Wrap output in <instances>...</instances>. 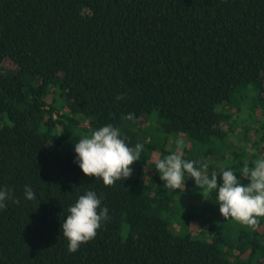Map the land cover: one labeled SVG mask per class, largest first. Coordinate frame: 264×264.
I'll list each match as a JSON object with an SVG mask.
<instances>
[{
  "label": "trees",
  "instance_id": "1",
  "mask_svg": "<svg viewBox=\"0 0 264 264\" xmlns=\"http://www.w3.org/2000/svg\"><path fill=\"white\" fill-rule=\"evenodd\" d=\"M108 123L144 145L112 185L73 147ZM178 138L189 160L264 158V0H0V264H264L261 217L230 229L192 178L163 187L150 156ZM87 189L109 218L69 252L61 225Z\"/></svg>",
  "mask_w": 264,
  "mask_h": 264
},
{
  "label": "clouds",
  "instance_id": "2",
  "mask_svg": "<svg viewBox=\"0 0 264 264\" xmlns=\"http://www.w3.org/2000/svg\"><path fill=\"white\" fill-rule=\"evenodd\" d=\"M131 119L132 115L129 114ZM176 148L168 155L156 160L163 187L173 191L185 187L187 178H192L202 194L207 197L215 193V202L223 217L254 226L257 217L264 216V158L257 159L249 167L245 162L236 175V169L223 162L216 171L209 172V164L200 160L183 157V139L175 141ZM144 145L130 146L121 129L111 123L100 126L89 135H79L74 144L75 159L85 175L102 179L104 185H112L121 178H128L133 169L130 167L142 157ZM218 177L220 182L218 183ZM247 178L248 183H242ZM24 198L36 199L31 185L24 186ZM206 197V196H205ZM13 199L12 190L0 187V210L6 201ZM102 195L87 189L79 194L74 203L68 206L61 231L67 240V250L75 252L82 243L93 239L103 221L109 218L108 208L102 206Z\"/></svg>",
  "mask_w": 264,
  "mask_h": 264
},
{
  "label": "rangeland",
  "instance_id": "3",
  "mask_svg": "<svg viewBox=\"0 0 264 264\" xmlns=\"http://www.w3.org/2000/svg\"><path fill=\"white\" fill-rule=\"evenodd\" d=\"M1 66L3 68H5V69H11V70L14 69L13 64L10 61H8V60L7 61H4L1 64ZM58 103L59 104L61 103V100L60 99L58 100ZM88 123L89 122L86 123V126L89 127L90 125ZM80 135H87V133L86 134L85 133H82ZM234 138H235V141H233V142H235V143H233L234 151L239 152L241 150V147H243V144L240 143L239 140L236 137H234ZM74 144H73V147H74ZM245 151L246 152L242 154L243 156L241 157V159L240 158L239 159L229 158V156H227L226 152H223L221 155H218L217 156L219 159H216V160L215 159H212V160H210V158H209L208 159V163H209L210 166H212V165L215 166L216 164L218 165L221 162H223V163H225V164H227L229 166H233L236 169V171H237L236 172V175L239 176V174H240L239 171L241 170V167L243 166L244 161H246L248 159H251L250 151H248L247 149H245ZM159 157H160V154L158 152H153L151 154V156H150V164H155L156 160H158ZM256 160L257 159H255V161ZM217 173H218V170H217ZM218 180H219V177H218ZM219 182H220V180H219ZM199 203H201V202H199ZM201 204H202V207L203 206H205V207L208 206L209 209L211 210V213L217 212V215L215 217H217L218 219L221 217L222 214L219 211V205H218V203L215 202V193H214L213 198L212 197L211 198L209 197V200H205L204 203H201ZM261 218H262V221H264V216H261ZM218 219H217V221L215 223L220 224ZM221 224L226 225L230 229H232V228L235 229L239 225V222L230 217L229 219H227V221L221 222ZM175 228L177 229L178 226L176 225ZM253 229H254V227H253ZM250 230H251V228H250ZM254 230H256L258 232V235L259 236L257 238H259V237H261V236L264 235V228H263V226L258 227V228H255ZM262 241H264V237L261 238V242Z\"/></svg>",
  "mask_w": 264,
  "mask_h": 264
}]
</instances>
